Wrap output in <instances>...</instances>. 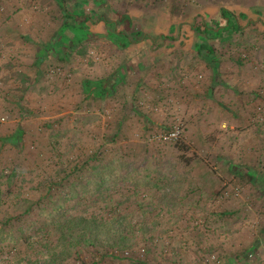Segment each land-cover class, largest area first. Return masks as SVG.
Instances as JSON below:
<instances>
[{
	"label": "rangeland",
	"instance_id": "obj_1",
	"mask_svg": "<svg viewBox=\"0 0 264 264\" xmlns=\"http://www.w3.org/2000/svg\"><path fill=\"white\" fill-rule=\"evenodd\" d=\"M65 5L91 35L58 57L54 0H0V264H264V0ZM221 7L244 32L210 41L214 74L191 26Z\"/></svg>",
	"mask_w": 264,
	"mask_h": 264
},
{
	"label": "trees",
	"instance_id": "obj_2",
	"mask_svg": "<svg viewBox=\"0 0 264 264\" xmlns=\"http://www.w3.org/2000/svg\"><path fill=\"white\" fill-rule=\"evenodd\" d=\"M54 1L63 9L65 16H67V18H72V21H73L72 24L64 23L59 28L60 32L62 33L64 37V38L63 37H60V38L63 39V43L65 45L60 46L59 44H52L50 47V49H52L55 52L56 56L58 55V57H62L64 54L62 56H59L60 49L74 46L77 43H81L83 40L87 39L88 36L91 35V29H90V26L86 24L87 21L89 20V17L85 14L84 11L80 9H76V8H71L65 5L66 0H54ZM260 11L259 12L261 13L264 19V9ZM71 12L74 14H78V16L75 15L76 16L75 17L74 15H71ZM81 14H84V16H81ZM219 15L224 20V23L221 25L216 22L212 23V22H208L204 20V22H202V25L200 26L198 25L197 27L191 26L193 35L198 39L199 46L197 50L202 56V58H204L205 61L208 62L214 74L218 73L219 58L215 54L210 44V41L216 40L218 43L223 44L225 42H229L234 35L243 34L244 32V26H241L239 22V19L245 18V15L243 13L236 14L235 12L229 10L228 8L221 7L219 10ZM247 20H248V23L251 24L252 28L256 26L255 19H251V20L247 19ZM123 21H126V20H123ZM109 34L113 37H115L116 35L113 31H110ZM133 37L134 39L142 38V36L139 35V32L137 31H135V33L133 34ZM161 37L162 39L170 40L169 37H166V36H161ZM121 41L124 46L132 44L134 42L133 38H128L127 40L128 42H126L125 40H121ZM136 41L137 40H135V43ZM43 51L44 49L39 50L38 52L39 56L37 58L38 61L43 60V57L45 56L43 54ZM109 92H110L109 88L106 85L104 79H100L98 81L85 80L82 83V94L85 99L89 97L102 99ZM15 135L16 137L20 136L19 131ZM12 136L14 135L12 134ZM236 173L238 174V171H236ZM239 174L241 176L243 175L246 178V180L253 181L254 183H256V181L262 177V176H259V174H257V172L255 171L241 172ZM69 175H71V172H69L68 176ZM55 224H56L55 222H53L51 225L47 224V226L44 228V230H47L46 235L48 237L54 231L55 228L53 227ZM56 228H58V225ZM243 256L244 255L242 253H237L236 261L238 262L242 261Z\"/></svg>",
	"mask_w": 264,
	"mask_h": 264
},
{
	"label": "crops",
	"instance_id": "obj_3",
	"mask_svg": "<svg viewBox=\"0 0 264 264\" xmlns=\"http://www.w3.org/2000/svg\"><path fill=\"white\" fill-rule=\"evenodd\" d=\"M123 17V16H122ZM140 60V59H139ZM208 194H205V197H207ZM194 198V199H193ZM193 198H190L189 200H187L188 202H186V207H184V209L190 210V212H196V211H200V210H206L207 209V205L209 204V201L205 202V198L204 197H199L194 196ZM202 215V214H201ZM193 217H195L193 215ZM205 219V217L203 218V220Z\"/></svg>",
	"mask_w": 264,
	"mask_h": 264
},
{
	"label": "built area",
	"instance_id": "obj_4",
	"mask_svg": "<svg viewBox=\"0 0 264 264\" xmlns=\"http://www.w3.org/2000/svg\"><path fill=\"white\" fill-rule=\"evenodd\" d=\"M177 136H178V132L177 130H174L173 132H170L169 134H167L165 137L170 138V139H175L177 138Z\"/></svg>",
	"mask_w": 264,
	"mask_h": 264
}]
</instances>
